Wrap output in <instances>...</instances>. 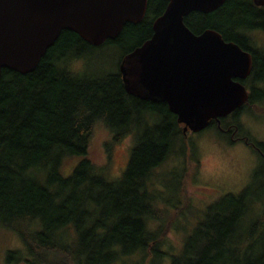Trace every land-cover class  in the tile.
<instances>
[{
	"label": "trees",
	"instance_id": "obj_1",
	"mask_svg": "<svg viewBox=\"0 0 264 264\" xmlns=\"http://www.w3.org/2000/svg\"><path fill=\"white\" fill-rule=\"evenodd\" d=\"M168 3L148 0L140 23L126 24L116 39L101 46L64 30L33 71L3 70L0 225L15 232L25 247L8 250V263L264 264V197H255L248 187L209 203L192 230L184 227L179 251L168 244L170 214L163 204L169 199L152 177L170 157L185 154V149L174 154L175 145L186 140L184 125L166 103L129 94L119 70L124 55L152 37L153 23ZM184 21L196 34L212 28L226 41L255 47L244 82L250 97L234 112L233 122L264 160V141L242 133L237 119L264 101V49L256 47L255 36L264 32V8L253 0H226L217 10L194 11ZM98 125L112 133L109 153L134 135L118 178L91 151ZM194 149L188 161L196 173Z\"/></svg>",
	"mask_w": 264,
	"mask_h": 264
},
{
	"label": "water",
	"instance_id": "obj_2",
	"mask_svg": "<svg viewBox=\"0 0 264 264\" xmlns=\"http://www.w3.org/2000/svg\"><path fill=\"white\" fill-rule=\"evenodd\" d=\"M225 1L169 0L153 23L152 37L119 65L126 91L166 102L184 133L204 130L250 97L242 80L251 73V53L215 29L196 34L184 21ZM147 8L148 0H0V78L4 69L33 71L64 30L101 46L116 39L126 24L140 23Z\"/></svg>",
	"mask_w": 264,
	"mask_h": 264
},
{
	"label": "rangeland",
	"instance_id": "obj_3",
	"mask_svg": "<svg viewBox=\"0 0 264 264\" xmlns=\"http://www.w3.org/2000/svg\"><path fill=\"white\" fill-rule=\"evenodd\" d=\"M255 36L258 43L264 44L263 36ZM258 106L252 111L243 110L237 119L242 126V133L264 141V101H260ZM111 137L112 133L106 127L98 125L92 137L91 151L95 160L101 164L107 163L110 175L118 178L129 161L135 138L133 134L125 136L114 144L109 153L106 143ZM185 142L176 144L174 153L176 155L177 150L185 149V154L181 151L178 158L170 157L157 167L152 177L154 187L161 191L164 198L169 199L163 204L170 214L167 241L175 251L181 249L186 232L184 227L187 231L192 230L202 216L203 209L215 198L227 192L238 193L247 187L255 197H264V160L247 144L227 142L216 128H205L197 133L190 131ZM192 146L195 148L196 159L201 160V165H197V173L191 170V161H188ZM157 225L153 223V227ZM168 244L164 250L169 249ZM14 249L24 251L21 238L0 225V264H28L22 261L7 262L8 250Z\"/></svg>",
	"mask_w": 264,
	"mask_h": 264
},
{
	"label": "flooded vegetation",
	"instance_id": "obj_4",
	"mask_svg": "<svg viewBox=\"0 0 264 264\" xmlns=\"http://www.w3.org/2000/svg\"><path fill=\"white\" fill-rule=\"evenodd\" d=\"M253 2L258 8H264V3H261V0H253ZM257 35L259 37L263 36V38H264V32L262 30L261 31H257ZM256 45H257L256 47H258L259 49H264V44L258 43ZM241 48H243V47L241 46ZM243 49L245 51L251 53V55L253 57V52L252 51L255 49V47H253L252 45L248 44V46L246 45V47L243 48ZM247 78L242 80L244 85H245L244 82L247 80ZM246 88L248 89V91L250 93V89L247 86H246ZM155 103H160V102H155ZM164 103H166V102H164ZM168 107H169V105H168ZM233 117H234V113L224 117V119H223L224 120V124H223L222 120L220 119V121H214L213 123H211L210 126H208L207 128L211 127V128H216L218 131L220 130L221 132H223L225 134V138L227 139V142H229L231 144L238 143V142H243V143L247 144L249 147L253 146V145H250V143L247 141L246 138H244L241 135H238L239 127L236 126V124L233 122ZM189 133H190V131L188 130L186 135L189 134ZM195 133H197V132H195ZM196 165H197V163L195 164V166ZM200 165H201V160L198 161V166H200Z\"/></svg>",
	"mask_w": 264,
	"mask_h": 264
}]
</instances>
